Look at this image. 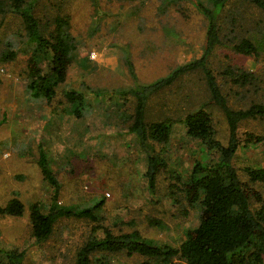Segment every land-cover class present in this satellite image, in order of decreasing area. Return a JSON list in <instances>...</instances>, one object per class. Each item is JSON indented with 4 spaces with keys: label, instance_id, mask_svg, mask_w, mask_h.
Returning a JSON list of instances; mask_svg holds the SVG:
<instances>
[{
    "label": "rangeland",
    "instance_id": "obj_1",
    "mask_svg": "<svg viewBox=\"0 0 264 264\" xmlns=\"http://www.w3.org/2000/svg\"><path fill=\"white\" fill-rule=\"evenodd\" d=\"M32 1L44 31L53 27L55 14L69 17L76 48L52 99L33 96L27 59L35 53L44 71L49 56L28 41L17 13H0V204L13 196L24 204L20 215L0 214V264H11L9 251H22V264H75L76 251L94 225H101L98 236L103 235V226L115 233L138 229L148 239L178 246L187 230L198 223L199 207L186 205L182 185L173 176L188 180L196 160L214 162L219 153L208 151L199 139L187 135L180 120L173 124L163 150L153 141L142 148L137 136L128 131L134 97L118 94V90L150 82L201 55L207 19L197 9V0ZM220 24L222 43L209 55L208 64L229 105L264 104V52L245 55L232 47L241 37L255 34L257 24L264 25V12L247 0H229ZM10 50L14 56L5 58ZM227 66L251 71L254 79L245 84L234 82L223 73ZM67 89L84 94L89 104L84 116L66 111ZM208 96L202 75L184 72L152 95L147 116L183 117L204 104L214 119L216 136L226 142L225 116L217 105L208 103ZM245 131L264 134V115L241 120L238 136L242 138ZM40 147L60 182L58 204L78 208L99 199L103 203L96 210V220L60 217L50 235L39 241L32 235L30 205L36 202L45 211L52 195L37 162ZM153 151H160L167 166L158 174L151 194L143 173L147 154ZM233 164L239 176L247 179L244 167L264 165V143L240 146ZM254 184L264 194V185ZM256 205L253 201L252 206ZM142 259L136 253H109L110 264H137ZM172 261L185 264L179 256Z\"/></svg>",
    "mask_w": 264,
    "mask_h": 264
},
{
    "label": "trees",
    "instance_id": "obj_2",
    "mask_svg": "<svg viewBox=\"0 0 264 264\" xmlns=\"http://www.w3.org/2000/svg\"><path fill=\"white\" fill-rule=\"evenodd\" d=\"M247 1L264 12V0ZM227 2L229 0H209L208 4L202 0L196 1L197 9L207 19L203 51L199 57L174 67L169 73L150 82L136 83L128 89L118 90V94L131 93L134 97L128 131L137 136L142 148L146 149L147 141H153L163 150L169 141L173 124L180 120L184 122L187 135L199 139L208 151L219 153V158L214 162L196 160L188 180H182L179 174L173 176L178 185H182L181 191L186 205L199 207L198 223L187 230L184 240L178 246L148 239L138 229L115 233L103 226L104 233L98 236L96 230L101 225H94L89 237L76 251L75 264H110L109 253L118 251L142 255L143 259L137 264H172L174 256L183 258L185 264H264V194L254 186V183L264 185V165L244 167L248 176L244 179L239 176L233 164V155L240 146L254 142L264 143V134L253 131H245L242 138L238 136L240 121L263 116L264 104L252 102L246 107L230 106L216 74L208 64L209 55L222 43L220 19ZM35 6L32 0H0V13H17L28 41L39 51L48 54L49 65L44 71L40 67L39 57L35 53L30 54L27 59V77L33 96H43L51 100L56 85L65 79L76 41L69 30L67 15L55 14L52 17L53 27L44 31L35 15ZM233 19L235 20L234 17ZM257 26L253 32L255 34L243 36L233 43L232 47L237 52L253 56L264 52V25ZM14 54L10 50L5 58H12ZM195 71L204 79L209 94L208 103L217 105L225 116L228 127L226 142L216 136L214 119L204 104L186 111L183 117L149 119L147 116L148 101L153 94L170 85L182 73ZM223 73L230 75L232 81L242 84L254 79L253 72L240 66H227ZM131 74L135 78L133 71ZM64 97L66 111L75 117L85 115L89 104L81 91L67 89ZM37 162L44 179L52 187V195L45 211L36 202L30 205L29 217L35 240L47 238L55 221L60 217L97 219L96 210L101 207L103 199L78 208L58 204L60 182L49 166L43 147L39 148ZM166 166L167 161L160 151L147 154L143 178L149 193L155 192L158 174ZM253 201L258 205L253 207ZM23 210L24 204L17 196L0 204V214L20 215ZM186 211L185 208L184 212ZM7 256L11 264H22V251H9Z\"/></svg>",
    "mask_w": 264,
    "mask_h": 264
}]
</instances>
